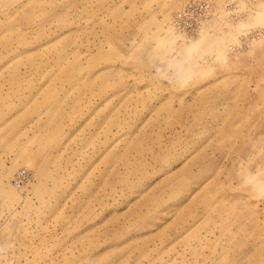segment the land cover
<instances>
[{"label": "rangeland", "instance_id": "obj_1", "mask_svg": "<svg viewBox=\"0 0 264 264\" xmlns=\"http://www.w3.org/2000/svg\"><path fill=\"white\" fill-rule=\"evenodd\" d=\"M0 264H264V0H0Z\"/></svg>", "mask_w": 264, "mask_h": 264}, {"label": "bare ground", "instance_id": "obj_2", "mask_svg": "<svg viewBox=\"0 0 264 264\" xmlns=\"http://www.w3.org/2000/svg\"><path fill=\"white\" fill-rule=\"evenodd\" d=\"M170 19H171V14L169 15V18H168V28H169V30H170L171 33L177 35V34L174 33V31H173V27H172L171 24H170Z\"/></svg>", "mask_w": 264, "mask_h": 264}]
</instances>
